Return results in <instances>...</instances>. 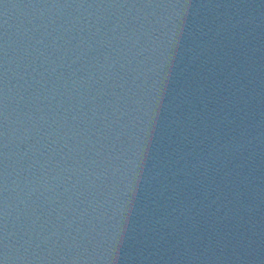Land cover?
Returning a JSON list of instances; mask_svg holds the SVG:
<instances>
[{
	"label": "water",
	"instance_id": "obj_1",
	"mask_svg": "<svg viewBox=\"0 0 264 264\" xmlns=\"http://www.w3.org/2000/svg\"><path fill=\"white\" fill-rule=\"evenodd\" d=\"M0 264H264V0H0Z\"/></svg>",
	"mask_w": 264,
	"mask_h": 264
}]
</instances>
